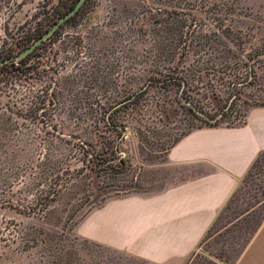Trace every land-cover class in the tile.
Returning a JSON list of instances; mask_svg holds the SVG:
<instances>
[{"label":"rangeland","instance_id":"374dc122","mask_svg":"<svg viewBox=\"0 0 264 264\" xmlns=\"http://www.w3.org/2000/svg\"><path fill=\"white\" fill-rule=\"evenodd\" d=\"M78 2L0 0V63ZM33 51L25 74H0V264H144L76 227L109 199L181 180L166 155L206 127L200 111L236 127L264 102V0H89ZM110 117L121 134L105 126ZM119 156L127 168L114 176ZM263 219L264 157L191 264H230Z\"/></svg>","mask_w":264,"mask_h":264},{"label":"crops","instance_id":"0c3cea01","mask_svg":"<svg viewBox=\"0 0 264 264\" xmlns=\"http://www.w3.org/2000/svg\"><path fill=\"white\" fill-rule=\"evenodd\" d=\"M263 151L264 106H253L241 126L194 130L166 155L181 180L107 200L88 212L76 235L144 264H191ZM230 264H264V219Z\"/></svg>","mask_w":264,"mask_h":264},{"label":"trees","instance_id":"16d2710c","mask_svg":"<svg viewBox=\"0 0 264 264\" xmlns=\"http://www.w3.org/2000/svg\"><path fill=\"white\" fill-rule=\"evenodd\" d=\"M79 1V0H78ZM88 2H89V0H87V2L85 3V5L82 7V9L88 4ZM81 9V10H82ZM80 10V11H81ZM80 11L76 14V15H74L71 19H69L67 22H70V21H72V19H74V17L75 16H78V14L80 13ZM66 22V23H67ZM51 24V23H50ZM55 24V23H54ZM48 30H46V31H42L41 33H39V34H34V35H31V36H29V37H25V39L23 40V42H24V44H23V46H22V49L18 52V55L19 54H21L22 52H24L26 49H28L32 44H34L37 40H39L46 32H47ZM53 37V36H52ZM52 37L50 38V39H52ZM36 51H33V52H31L29 55H28V57H25L24 59H22V60H20L18 63H15V60L13 59L12 61H10V63H7V64H5L3 67H1L0 68V74H3L4 73V71L7 69V72H5L3 75H7L8 76V74L10 75L13 71H15V73H18V74H25V71H28V70H26V69H29L28 67H26V62H27V58L29 59L31 56H33L34 55V53H35ZM18 55H16V53H12V52H9V53H6V55H4L3 57H2V62L0 63V64H2L4 61H6V60H10V59H12V58H15L16 56H18ZM17 64H20L21 65V67H16V65ZM23 66H25L26 68H23ZM16 67V68H15ZM5 69V70H4ZM25 69V71H22V70H24ZM168 78V77H167ZM170 79H173V78H170ZM254 80V79H253ZM160 82V81H159ZM163 82H170V80L169 79H165ZM238 83H236L233 79H230L229 81H228V89H229V91H230V93L232 94L231 96H237V94H240V91H238ZM239 97V96H238ZM237 97V98H238ZM185 106H186V101H187V96H186V91H185ZM178 100V103L180 104V106H184L183 105V100L181 99V98H178L177 99ZM258 106H264V102L263 103H258ZM189 107V106H188ZM186 109H187V106L185 107ZM167 109V108H166ZM230 109V108H229ZM199 111V110H198ZM197 111V112H198ZM162 112H165V109H164V111H162ZM201 112V115H198L200 118H201V120H202V122L204 123V125H206V127H211V128H214V127H219V125H220V120H217L216 119V117H214V116H211V115H209L208 113H204L203 111H200ZM105 126H107L108 127V130L109 131H111V132H113V131H117L118 133H122L123 132V127H122V125H119V123L118 122H116L115 121V119L114 118H112V117H110V121L109 120H107L106 121V123H105ZM200 129V128H199ZM192 132V131H191ZM190 133V132H189ZM189 133H187V134H189ZM186 134V135H187ZM180 140V139H179ZM178 140V141H179ZM178 141H176L175 142V144L178 142ZM108 142V141H107ZM110 144V143H109ZM174 144V145H175ZM111 145V144H110ZM173 145V146H174ZM113 152H117V150H115V151H112V153ZM105 154H107V153H105ZM108 158H109V155L107 156ZM264 157V151L263 152H261L260 154H259V156L257 157V159H256V161L254 162V164H253V166L251 167V169L249 170V172H248V174L251 172V170L260 162V160L262 159ZM106 159L107 158H99V160L100 161H98V168H100V170H103V171H108L107 170V167H105L104 166V164H105V161H106ZM119 162L118 163H115L116 164V166L115 167H113L112 165L110 166V170H112V175H114V176H117V175H119V174H122V173H124L125 172V170H126V168H127V162H126V160L125 159H123L122 157H120L119 156ZM59 192H60V190H58V189H55V190H52V192H49V194L48 195H46V199H44L43 201H42V204H44V208H47L48 206H50L51 205V203L57 198V196L59 195Z\"/></svg>","mask_w":264,"mask_h":264},{"label":"water","instance_id":"95a60500","mask_svg":"<svg viewBox=\"0 0 264 264\" xmlns=\"http://www.w3.org/2000/svg\"><path fill=\"white\" fill-rule=\"evenodd\" d=\"M86 2L87 0H79L76 6L69 13H67L58 22H56L50 30H48L39 40H37L28 49H26L20 56H18L17 59H23L25 56L29 55L33 50H35L38 46L43 44L45 41L49 40L61 26H63L70 18H72L82 9Z\"/></svg>","mask_w":264,"mask_h":264},{"label":"flooded vegetation","instance_id":"af4514ba","mask_svg":"<svg viewBox=\"0 0 264 264\" xmlns=\"http://www.w3.org/2000/svg\"><path fill=\"white\" fill-rule=\"evenodd\" d=\"M70 12V11H69ZM68 12V13H69ZM71 19V18H70ZM59 30V29H58ZM58 30L54 33V34H56V33H58ZM42 31H35V34H39V33H41Z\"/></svg>","mask_w":264,"mask_h":264},{"label":"built area","instance_id":"2783aa9c","mask_svg":"<svg viewBox=\"0 0 264 264\" xmlns=\"http://www.w3.org/2000/svg\"><path fill=\"white\" fill-rule=\"evenodd\" d=\"M251 77H252V76H251ZM235 97H236V96H235ZM229 108H230V107H229ZM229 108H228V109H229Z\"/></svg>","mask_w":264,"mask_h":264}]
</instances>
